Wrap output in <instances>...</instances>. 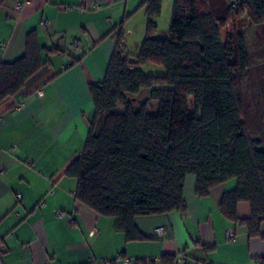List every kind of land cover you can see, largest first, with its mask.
Returning <instances> with one entry per match:
<instances>
[{"label":"crops","instance_id":"obj_1","mask_svg":"<svg viewBox=\"0 0 264 264\" xmlns=\"http://www.w3.org/2000/svg\"><path fill=\"white\" fill-rule=\"evenodd\" d=\"M142 1L2 0L0 63L22 56L30 33L47 60L0 103L5 264H176L179 255L180 264H259L264 257V221L261 235L250 236L249 203H237L235 219L220 208L223 194L237 184L234 178L200 196L195 176L186 175L184 207L137 216L142 238L134 240L126 239L116 218L99 215L76 198L77 179L67 168L82 152L94 116L89 84L103 79L119 27L124 53L127 36L146 29ZM230 228L233 240L226 238Z\"/></svg>","mask_w":264,"mask_h":264},{"label":"trees","instance_id":"obj_2","mask_svg":"<svg viewBox=\"0 0 264 264\" xmlns=\"http://www.w3.org/2000/svg\"><path fill=\"white\" fill-rule=\"evenodd\" d=\"M161 3L141 2L146 34L138 52L128 59L120 50L119 27L103 79L89 84L94 116L82 152L67 168L77 179L76 198L116 218L126 239L134 240L142 238L137 216L184 207L186 175L195 176L200 196L234 178L237 184L223 194L220 208L235 219L237 203L248 202V233L260 236L264 139L251 138L245 123L239 84L248 58L235 24L244 12L264 24V0H173L167 38L153 36ZM150 61L162 65L164 74L139 68ZM46 62L36 37L27 34L23 55L0 63V103ZM142 90L149 92L140 101Z\"/></svg>","mask_w":264,"mask_h":264},{"label":"rangeland","instance_id":"obj_3","mask_svg":"<svg viewBox=\"0 0 264 264\" xmlns=\"http://www.w3.org/2000/svg\"><path fill=\"white\" fill-rule=\"evenodd\" d=\"M173 0H162L161 12L155 18L156 27L153 36L167 38L169 25L172 16ZM134 19H137L135 17ZM136 23L137 26L140 24ZM231 22L227 23L222 32L229 31ZM236 31L242 34L248 58V67L243 73L239 84L240 93L243 98V113L248 133L251 138L264 139V24H255L243 13L237 18L235 24ZM231 32V31H230ZM146 29L134 30L128 37V52L125 54L128 59H132L131 53H137L141 41L145 37ZM125 51V50H124ZM144 73L154 76L164 74L162 65L155 62H146L139 67ZM148 90H142L138 96L140 101L148 95ZM151 107L153 105L150 103ZM117 110H123V105L119 104Z\"/></svg>","mask_w":264,"mask_h":264},{"label":"built area","instance_id":"obj_4","mask_svg":"<svg viewBox=\"0 0 264 264\" xmlns=\"http://www.w3.org/2000/svg\"><path fill=\"white\" fill-rule=\"evenodd\" d=\"M97 5H94V7H96ZM83 8V5H81V7H79V10H81ZM78 43L76 42L74 44L75 47H77ZM57 217H61L62 213L60 211H56L55 212ZM156 232L160 235L163 232V228L162 227H158L156 229ZM235 237V230L233 228H230L226 231V238L227 240H233ZM3 251H4V245H3V241L0 239V264H5L4 259H3ZM91 262H93V259L90 260ZM183 262V257L181 255H179V257L176 259V264H180Z\"/></svg>","mask_w":264,"mask_h":264}]
</instances>
